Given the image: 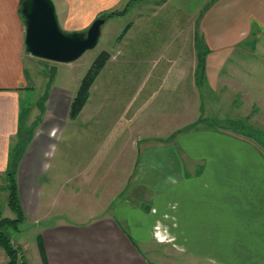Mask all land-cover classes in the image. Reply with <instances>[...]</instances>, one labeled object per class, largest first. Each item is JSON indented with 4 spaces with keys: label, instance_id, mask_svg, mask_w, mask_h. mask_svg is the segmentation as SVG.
Wrapping results in <instances>:
<instances>
[{
    "label": "crops",
    "instance_id": "1",
    "mask_svg": "<svg viewBox=\"0 0 264 264\" xmlns=\"http://www.w3.org/2000/svg\"><path fill=\"white\" fill-rule=\"evenodd\" d=\"M25 1L0 0V194L14 180L22 220L9 228L11 238L22 225L36 227L31 244L15 241L26 264H220L203 250L209 232L225 231V216L233 218V233L263 231L260 150L208 129L177 145L175 135L191 123L153 138L143 107L157 105L166 121L176 114L186 120L200 88L215 91L243 72L229 63L264 52V0L157 4L151 18L117 37L76 116L71 104L79 89L75 95L48 79L64 63L27 52ZM66 3L70 32H81L70 28L73 18L87 25L101 12L96 0ZM199 73L204 81L197 83ZM21 121L41 128L21 134ZM229 142L235 149H225ZM0 215L16 220L13 212Z\"/></svg>",
    "mask_w": 264,
    "mask_h": 264
},
{
    "label": "rangeland",
    "instance_id": "2",
    "mask_svg": "<svg viewBox=\"0 0 264 264\" xmlns=\"http://www.w3.org/2000/svg\"><path fill=\"white\" fill-rule=\"evenodd\" d=\"M79 1L82 6L84 2L86 3L90 0ZM163 1L165 0H96V4L100 7L99 10L101 12L97 13L95 20L103 18L105 13L123 12V14L107 20L102 27V34L97 47L87 51L78 61L72 63L71 69L64 67L69 66V64L64 63L59 65L61 68L60 71L50 72L48 79L51 80V84L55 87L66 88L72 91V93L74 91L76 95L77 90L81 87L83 78L102 52L115 50L117 37L125 33L135 20L142 17L151 18L155 6ZM53 2L56 6L61 28L67 33H73L68 31V28L64 25L65 17L69 14L68 3H66V0H53ZM95 20L90 18V20H87V25L79 26L78 18L75 17L72 20L73 25L71 24L70 28L80 30L81 33H87L89 27ZM143 54L145 55L144 52ZM241 58L244 59V62H240ZM120 59L121 57L119 58L117 54L113 61L114 64L118 65L122 61ZM136 60L139 62V57ZM132 61L134 62V60ZM142 64L144 63L142 62ZM230 64H242L243 72L238 73L235 69L236 71L233 74L234 78L231 81L229 80L227 84L223 83L215 91L200 88L199 96L196 97L193 95L191 97V101L193 102L192 112L186 120L179 121L181 115L178 114H176V121L171 117L168 118L173 121L163 120L155 110L157 105L152 103L145 104V107H143V111L146 112H143L144 127L148 132H151L152 137L154 138L155 134L158 133L166 134L165 131L169 129H177L181 127L180 125L185 126L191 123V125L187 126V132L189 133L182 132L175 135L174 141L177 145L179 143L177 138L184 140L186 136H194L198 130L208 129L219 132V135H225L224 137L228 141H232L235 144H251L264 155V88L258 86L264 84V52H257V55L252 57L244 58L241 56L236 62L232 61ZM227 75L232 76V74ZM201 77L202 75L200 73L199 75L197 74V83ZM201 81L203 82L204 79L201 78ZM256 82L258 85L255 84ZM101 91L103 92L104 89ZM116 91L126 92L124 90H114V92ZM139 123L142 122L139 121ZM102 124V128L111 126L108 122H101ZM39 128H41L39 123L33 125V122L21 121L20 124L21 134L29 133V136L31 133L35 134ZM66 128H70V122H67ZM233 143L229 142V145L225 144V149L228 151L235 149L236 145ZM212 144L218 146V143L213 142ZM235 151L237 152V150ZM179 155L180 157L185 156L184 154ZM1 184L0 186H2ZM8 198V191H3L0 194V209L1 213L5 216L12 214L8 208ZM209 207L213 206L209 205ZM225 214H231V211L225 210ZM232 219L231 216L224 217L225 231L223 233L212 231L207 234L208 248L203 250L204 254L209 260H213L214 262L218 260L220 264H264V225L263 228L260 224L258 225L260 230H263L262 232L254 229V227L253 229L240 227L241 231L239 233H233L231 225ZM237 220L239 221V218ZM40 224L42 225V223H39L38 226ZM35 228V225L32 223L22 225L18 231H14L12 238L10 230L7 232L11 241H18L22 245L23 243L31 244L36 240L37 233ZM209 229H211L210 226ZM0 262L1 264L8 263V258L2 249H0ZM209 264L213 263L211 262Z\"/></svg>",
    "mask_w": 264,
    "mask_h": 264
},
{
    "label": "water",
    "instance_id": "3",
    "mask_svg": "<svg viewBox=\"0 0 264 264\" xmlns=\"http://www.w3.org/2000/svg\"><path fill=\"white\" fill-rule=\"evenodd\" d=\"M22 15L26 23L25 45L32 56L56 63L72 64L97 47L107 19L98 18L87 33L65 32L53 0H26Z\"/></svg>",
    "mask_w": 264,
    "mask_h": 264
},
{
    "label": "trees",
    "instance_id": "4",
    "mask_svg": "<svg viewBox=\"0 0 264 264\" xmlns=\"http://www.w3.org/2000/svg\"><path fill=\"white\" fill-rule=\"evenodd\" d=\"M123 12H114L112 14H106L103 18L109 19L114 16L122 15ZM111 55L104 51L96 60L94 65L88 71L86 76L82 80L81 87L76 97L73 99L71 104V114L76 116L83 109L86 104L89 93L92 85L95 80L106 66L107 62L110 60ZM9 191V208L16 215V220L11 219H3L0 215V249H2L5 255L8 258L7 264H18V251L13 249L11 246V239L8 236L9 228H15L16 224H18L22 220V212L20 210L18 196H17V187L15 185L14 180L10 181V185L8 187ZM1 213V212H0Z\"/></svg>",
    "mask_w": 264,
    "mask_h": 264
},
{
    "label": "built area",
    "instance_id": "5",
    "mask_svg": "<svg viewBox=\"0 0 264 264\" xmlns=\"http://www.w3.org/2000/svg\"><path fill=\"white\" fill-rule=\"evenodd\" d=\"M11 246L13 247V249L18 251V262H19L18 264H26V262L24 260L23 253L19 249V246L17 245V243L14 240L11 241ZM0 264H1V262H0Z\"/></svg>",
    "mask_w": 264,
    "mask_h": 264
}]
</instances>
